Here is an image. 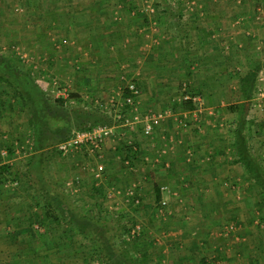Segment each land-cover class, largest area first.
<instances>
[{"label":"rangeland","instance_id":"obj_1","mask_svg":"<svg viewBox=\"0 0 264 264\" xmlns=\"http://www.w3.org/2000/svg\"><path fill=\"white\" fill-rule=\"evenodd\" d=\"M250 1L249 7L253 6L252 11L263 9L262 0ZM156 5L157 12L168 10L164 0H156ZM53 7L55 6L47 0H0V56L4 57L6 62L7 59L14 61L44 93L41 97L36 88L37 99L34 94L27 92H23L22 97L5 79L0 78V126L7 127V132L0 133V138L3 139V145L0 143L1 150H8L7 158H19L23 155L21 160L13 162V165L17 164L20 173L28 171L26 163L34 153V128L29 121L31 116L35 117V121L38 120L46 134L45 137L48 136L38 138V144L47 151L56 146L55 139L58 135L53 134L51 128L56 126L60 115L68 118L71 126L88 119L83 110L84 103L79 102L66 109L64 106L51 104L47 99L49 82L53 79H58L74 94L68 81V73L59 70L60 65H57V60L60 64L63 63L62 60L69 63V58H65L68 50L66 29H55L51 15H43L52 12ZM169 10L179 13L180 5ZM235 10L243 12L240 1L236 3V8H233V11ZM190 11L194 10L189 9L188 12ZM173 21L178 25L179 18L174 17ZM44 47L46 49H43ZM50 57L54 62L49 64ZM236 71L245 73V70L239 68ZM188 77V80L177 86L175 93L173 92L174 104L183 102L182 95L188 90L200 95L202 104L196 103L195 108L189 106L190 104L180 105L183 111L180 109L182 115L178 120L179 127L182 126L183 130L188 131L181 132L180 135H194V126L189 128V122L195 120L199 124L197 134L203 135L202 142H210L207 148H203L208 150L206 153L193 147L186 149L188 179L179 176V173H173L169 170L171 164L167 161L162 163L159 159V169H156L157 181L148 183V188L152 191L140 183V186L145 187V191L150 192L146 195L138 192L137 181L132 179L135 177L127 174L126 170H134L131 162L136 155L131 147L135 145L134 141L148 140L144 139L143 135L140 136L139 125L134 128L124 127L121 130L119 137L123 140L122 145L126 142L125 146H122L124 154L119 151L118 157L115 156L105 164L106 172L100 185H96L92 180L91 171L96 166V160L91 159L92 157L79 153L72 159L63 157L58 160L55 171L58 168L56 173L59 175V185L65 193V213L61 214L59 211L60 233L64 234L61 237L62 246L64 245V248L61 246V253L65 249L72 253L69 259L65 258L67 264H111L105 259V251L101 249L103 244L109 254L114 253L117 259L120 257L130 264L141 259H144V264H264V192L258 180L249 175L244 163L240 161L234 145L241 135L247 153L264 169V122L261 123L258 119L264 104L262 107L257 106L255 97L258 87L264 81L255 79L249 95L242 93L241 82L239 85H227L224 96L228 98H225V105L222 104L225 109L219 111L212 110L204 95H201L195 75L189 74ZM123 89L122 87V92ZM121 95L122 93L118 95L119 100ZM37 110L42 114V110L44 111L47 122H43L44 118L37 117ZM263 117L261 115L262 120ZM201 118L203 122L200 121ZM93 119L96 118L93 116L91 120ZM48 122L50 127L53 125L51 128H48ZM124 137L126 139H123ZM217 145L221 148L215 151L212 147ZM10 146L12 153L8 149ZM126 160H131L130 164L127 165ZM195 163L197 165L194 166ZM210 163L212 164L209 165ZM75 176L80 179L79 190L76 194H68L66 186H63L64 179ZM117 182L125 186L121 188L123 193L110 197L108 191ZM104 184L107 188H104ZM156 185H166L170 190L164 194L161 192L162 197L167 200L165 206L156 200ZM129 188L138 192V203L127 196L126 190ZM77 220L80 222L77 223ZM80 225L85 228L84 231ZM126 226L130 229L124 232ZM134 228L136 232L131 234V229ZM122 236L131 243L129 248L120 240L117 242ZM170 237L176 240L170 241L173 248L168 249L165 242L168 244ZM178 240L183 241L181 247ZM196 248H199L198 253L193 252ZM183 250L192 256L187 260L183 259L179 256ZM202 259L205 261L202 262Z\"/></svg>","mask_w":264,"mask_h":264},{"label":"crops","instance_id":"obj_2","mask_svg":"<svg viewBox=\"0 0 264 264\" xmlns=\"http://www.w3.org/2000/svg\"><path fill=\"white\" fill-rule=\"evenodd\" d=\"M47 1L55 7L43 15H51L53 27L67 32L65 58H69L70 64L66 60L60 64L57 60V65H60L59 70L68 73L72 90L79 95L77 99L105 100L114 94L118 98L121 88L132 79L140 89L139 109L142 113L163 108L169 111L160 129L157 127L150 136L143 134L139 125L140 136L147 141L136 139L132 142L135 144L131 146L132 151L136 153L131 161L134 170L124 172L135 177L132 179L137 181L136 188L143 195L152 191L148 183L157 181L159 159L171 164L169 170L173 173L188 179L186 149L193 147L208 152L203 148L210 142H202L203 135L197 134L198 121L189 122V128L194 126V135H180L188 131L179 127L182 112L181 108H174L172 97L177 86L188 80L189 74L195 75L201 95L212 110L219 111L225 109L228 96H224V89L227 85H239L240 77L256 67H260L256 79L264 81V0L263 9L257 12L252 11L253 6L249 7L250 0H238L243 5L242 13L233 11L237 0H176L178 7L180 5L179 13L169 10L172 3L168 0H164L168 10L163 12H157L156 0ZM150 7L154 11H149ZM189 9L194 11L190 13ZM174 17L179 18L178 25L173 21ZM52 62L51 58L49 64ZM237 68L245 73L236 71ZM261 111L258 119L262 123L264 109ZM200 121L204 120L201 118ZM1 131L7 132V127L0 126ZM2 140L0 138L3 145ZM122 143L121 137L108 140L99 160L106 164L118 157L126 142ZM229 144L232 146L233 142ZM1 147L0 166L10 164L12 169L15 168L17 164L13 165V162L21 160L23 155L7 158L2 155ZM212 148L216 151L221 146ZM51 164L52 172L42 173L40 177L26 172L16 179L13 178L15 173H12L13 177L7 173L0 176V264H67L65 261L72 253L66 249L61 253L64 234L60 233L59 209L55 205L58 191L54 189L60 187V181L55 171L57 165ZM41 179H44V185L51 186L48 191L51 202L38 190ZM117 183L113 187H125ZM140 183L150 191H145ZM104 188H107L105 184ZM173 239L168 238L169 245L165 242L168 249L173 248L170 243ZM178 241L181 247L183 241ZM196 249L193 252L198 253L199 248ZM179 256L187 260L192 255L183 250Z\"/></svg>","mask_w":264,"mask_h":264},{"label":"built area","instance_id":"obj_3","mask_svg":"<svg viewBox=\"0 0 264 264\" xmlns=\"http://www.w3.org/2000/svg\"><path fill=\"white\" fill-rule=\"evenodd\" d=\"M168 1L169 3H172V8L178 6L176 0ZM146 9L148 10V7ZM149 11H154V8H149ZM49 85L50 89H47L49 90L47 97L51 101H56L62 97L65 100L64 104L68 107L73 105L75 106L76 104H79V102L84 103L83 106H85V108L89 107V100H79L76 97H72L69 88H66L65 85L62 84L58 79H53L52 82H49ZM255 95L257 106L262 107V104H264V83L258 87L257 93ZM121 96V100H119L117 96L114 95L105 100H95L92 104L101 108V110L112 117L113 122L97 124L86 129H73L68 139L57 144V149L64 158L72 159L74 156L79 155V153H84L90 156V158L92 157L91 159L96 160V166L91 171L92 178L96 185H100V183L104 180L106 167L103 161H100L99 158L101 157L105 144L108 140L119 137L122 134L121 130L124 127L134 128L138 125L141 126V132L143 134L150 136L154 133L155 129L161 125L162 121L169 113L168 110L147 111L142 113L139 109L140 89L134 80L127 82ZM182 98L183 100H192L195 103L202 104V97L197 94L193 95L187 92L182 95ZM16 144L18 143L16 142ZM19 151L20 150L18 147L17 152ZM6 154H8V150H3L2 155L6 156ZM125 163L128 165L130 164V161L126 160ZM14 182L17 183L18 181L15 180ZM79 183V177L75 176L71 179H64L63 186H66V190L76 193L79 190ZM165 191L170 192L166 185H162V194H164ZM122 193L123 190L117 187H112L108 191V195L110 197L116 195L119 196ZM137 193L135 192L134 188H129L126 190L127 196L136 203L139 202ZM160 203L162 206H165L167 204L166 198L162 197ZM135 232V228L131 229V234H134ZM118 240L121 242V238H118L117 242H119Z\"/></svg>","mask_w":264,"mask_h":264},{"label":"trees","instance_id":"obj_4","mask_svg":"<svg viewBox=\"0 0 264 264\" xmlns=\"http://www.w3.org/2000/svg\"><path fill=\"white\" fill-rule=\"evenodd\" d=\"M259 69H260V67H256L253 70H250L249 72H247L245 75H243L240 78L241 90H242L243 94H247L248 92L251 91V86L257 77V73H258ZM5 77H7V78H5ZM0 78L5 79L7 81V84L11 85L13 87L14 91L16 93L20 94L22 97H23V92L24 93L27 92L29 94H34L35 99H37L36 98L37 94L35 93L36 88L39 90V92H40L39 94L41 95V97H42V95H44L43 91L41 89H39L37 87V85L34 83V80H32V78L29 75H27L26 73L23 72V69L17 67L15 65L14 61H12L11 59H7V62H6V59H4V57H2V56H0ZM194 92L195 91L188 90V93H191L193 95L195 94ZM248 95H249V93H248ZM74 96L79 98V95L72 94V97H74ZM47 99L51 104L59 105V106L61 105V106H64V108H66V109H70V107H68L64 104L65 100L62 97L56 101H51L48 97H47ZM89 102L91 105L89 104L88 108L83 109L84 113L88 116L87 121H84V122L82 121L81 123L75 124L76 126H71L68 118H65V116L62 117L60 115V118L57 120L56 126L54 127L52 125L54 130H53V128H51L52 126L51 127L49 126L50 123L49 122L47 123L49 126L48 128H51L52 133L53 134L56 133L58 135V137H56L57 139H55L56 140V146L54 145V147H52V148L50 147L48 149V151L46 149H43V147L38 144V142H39L38 138H47L48 136L45 137L46 134L42 131V127L38 124V120L35 121V117L31 116L29 118V121L31 122V124L34 128L35 143H34V148L32 147L34 150V153L30 155L31 157H30L28 163H26V167L28 165V171L27 172L24 171L23 173L26 172V174H28V175L32 174L33 176L40 177L42 173H45L48 171L52 172L53 166L51 163H54L55 165H57L58 160L63 158L62 154L57 149V144L68 139L70 137L73 129H86V128L93 127L97 124L113 122L112 117H110L107 113H105L103 110H101V108L92 105L94 102L93 100H91ZM184 104H188V105L190 104L189 106H191L192 108L196 107V103L193 102L192 100H183V102H181V103H178V102L175 103L174 108H180V105L184 106ZM42 112H43V114L41 113L40 110H37V117L39 116L38 117L39 119L44 118L43 120H45V121H43V122H47L45 113L43 110H42ZM93 116L96 119L91 120ZM64 130H65V132H64ZM62 132H64V133L62 134ZM20 140L23 141V138H21ZM234 145H235V149L237 151V155H238L240 161L242 163H244L247 171L249 172V175L255 177L258 180L259 185H261L262 191L264 192V169L259 165V163L256 162V160L254 158H252L247 153L246 146L244 144V140H243V137L241 135H239V139L237 141H235ZM8 149H9V152H11V153L13 152L12 146H10ZM63 161L66 162L65 159ZM48 164L51 166V168L48 166ZM15 168L12 169L10 164H3L2 166H0V176H3L4 174L7 173V176L10 175L13 177L14 175H12V173H15L16 176H14L13 178L14 179L18 178L17 176H19L20 174H23V173H20L19 170L17 168L15 169ZM48 168H49V170H48ZM56 172H58V168H57ZM30 181H32V180L30 179ZM39 181H40V186L38 187V190L42 191V193H44V195H46L48 200L51 202V200H50L51 196H50V193L48 192V191H50L51 186L50 185L49 186L44 185V179H41ZM54 189L56 191H58V193H56L58 195V200L55 202L56 203L55 205L59 209L61 214H63V213H65V210L63 208V200H64L63 197L65 196L64 195L65 193H64V191H62V189L60 187L59 188L54 187ZM155 193H156V200L160 201L162 198L160 185L159 186L156 185ZM58 218L60 219V215H58ZM76 222L79 223L80 221L77 220ZM81 225H80V228L82 231H84L85 228L82 227ZM125 229L126 230H124V232L125 231L127 232V230L129 231L130 228L128 226H126ZM121 243L124 246H128L127 248H129L130 244H131L129 241H127L125 239L124 236H122ZM103 247H104V244H103ZM103 247H101V249H102V251H105V255L107 257L105 259H108L111 262V264H120V263L121 264H130L126 261L121 260L120 257H119V259H117L116 254H114V253L109 254L107 252L106 247H104V248ZM143 261H144V259H141L137 262L134 261L131 264H144Z\"/></svg>","mask_w":264,"mask_h":264}]
</instances>
